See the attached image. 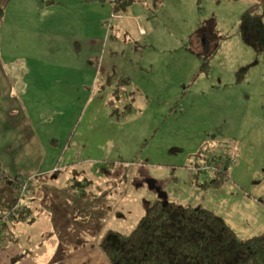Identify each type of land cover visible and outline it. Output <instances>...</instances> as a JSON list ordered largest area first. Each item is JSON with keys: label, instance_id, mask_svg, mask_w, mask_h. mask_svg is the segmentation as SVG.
Masks as SVG:
<instances>
[{"label": "rangeland", "instance_id": "obj_1", "mask_svg": "<svg viewBox=\"0 0 264 264\" xmlns=\"http://www.w3.org/2000/svg\"><path fill=\"white\" fill-rule=\"evenodd\" d=\"M175 1L188 13L185 20L169 18L164 11L152 12L150 0L131 6L128 13L138 15L142 9L150 15L149 39L142 41L129 22L116 21L111 11L104 20L97 19L95 2L87 3L88 14L81 21L64 17L71 24L48 27L46 6L52 3L39 1L33 7L39 3L35 13L43 25L37 27L45 40L33 36L21 40L22 32L11 26L13 17L8 14V25L3 27L6 42H0V52L41 50L63 58L70 51H80L89 58L94 49L87 37L94 36L96 25L97 36L109 37L107 46L100 44L98 56L104 50L119 69L133 73L131 83L120 86L125 89L122 92L89 90L80 117L63 131L71 138L68 146L80 157L78 161L90 164L102 157L104 165H112L110 170L121 171L130 181L119 201L126 218L114 215L115 230L130 234L145 214L146 200L153 199L160 188L169 202L202 206L226 218L243 239L264 233L260 231L264 222V49L248 44L238 28L241 15L258 0ZM15 5L12 0L8 12L20 14ZM261 23L264 26V5ZM83 35L87 36L79 37ZM143 41H150L146 50ZM191 49L212 52L203 59ZM88 66L90 77L95 68ZM114 109L117 118L111 115ZM84 135L89 151L81 155L75 144ZM86 177L95 178L90 173ZM215 179L221 181L219 186L203 187L202 183ZM246 223H253L258 232L244 234ZM42 247L48 249L45 255L52 253L46 238ZM40 258L45 264L46 259Z\"/></svg>", "mask_w": 264, "mask_h": 264}, {"label": "crops", "instance_id": "obj_2", "mask_svg": "<svg viewBox=\"0 0 264 264\" xmlns=\"http://www.w3.org/2000/svg\"><path fill=\"white\" fill-rule=\"evenodd\" d=\"M11 1L0 3L5 7L0 24V42H6L3 27L8 25V14L13 17L11 26L20 28L21 40L26 41L30 36L39 41L45 40L37 27L43 25L38 24L41 20L35 13L39 3L33 7L39 1L52 3L46 6L50 13L46 21L48 27L71 24L64 17L81 21L88 14L86 5L89 2L98 4L94 9L98 10L97 19L100 18V21L108 17L110 11L114 15L113 4L109 0H16L15 8L20 14L8 12ZM240 7L237 4L236 9ZM157 11H164L169 18L180 16L184 20L188 14L175 0H163ZM137 14L126 12L122 17L114 18L118 22H129L138 40L142 41V38L148 37L152 24L147 12L141 9ZM97 33L94 25V36L87 37L94 49L89 58L80 51H70L63 58L57 57L59 53L41 50L20 54L0 52V162L7 174L22 172L35 176L30 193L21 200L27 215L7 220L5 228V223L0 225V264H42L40 256L46 259L45 264H110L99 242L106 231L115 230L111 222L115 214L126 218L119 201L130 181L122 177L121 171L118 174L110 170L112 165H104L102 157L99 160L98 157L93 158L95 162L90 164L78 161L80 157L76 156V152L72 154V148L68 146L71 138L66 130L63 133L66 125L73 124L80 117L79 110L88 100L89 90L98 87L103 92L115 90L116 94L120 85L124 84L123 80L131 83L130 79L134 78L130 70L119 69L114 59L109 60L104 50L98 56L100 44L107 46L109 37L97 36ZM143 42L147 44L144 49H148L150 41ZM141 47L139 45L138 48ZM191 51L195 54V51L200 52L198 49ZM89 64L90 68H95L90 77ZM113 103V100L109 101V105ZM117 113L118 110L114 109L111 115L117 118ZM83 138L80 137L78 142L76 139L75 144L81 155L89 151L87 137L84 135ZM89 173L95 178L87 179ZM160 195L158 191L153 199L146 201H156ZM16 199L13 183L9 180L0 182L2 208L13 205ZM224 220L237 230L226 218ZM262 223L260 231L264 232ZM257 232L253 223H246L244 234ZM44 238L53 248L50 255L44 253L48 250L42 247Z\"/></svg>", "mask_w": 264, "mask_h": 264}, {"label": "trees", "instance_id": "obj_3", "mask_svg": "<svg viewBox=\"0 0 264 264\" xmlns=\"http://www.w3.org/2000/svg\"><path fill=\"white\" fill-rule=\"evenodd\" d=\"M109 1L113 4L114 18L126 13L138 0ZM151 2V11L156 12L163 0ZM261 3L262 0L244 11L238 23L245 41L257 50L264 49ZM4 15L5 7L0 5V22ZM195 52L204 59L212 51L207 54ZM123 82L121 85L128 83ZM220 184L221 181L215 179L203 187ZM18 200L17 196L14 204ZM145 208V214L130 234L111 229L102 236L99 245L110 264H264V234L243 239L224 218L202 206H183L169 201L163 204L158 199L146 201ZM0 212L4 213V209ZM18 217L14 216L12 220ZM3 225L5 228L6 223Z\"/></svg>", "mask_w": 264, "mask_h": 264}, {"label": "built area", "instance_id": "obj_4", "mask_svg": "<svg viewBox=\"0 0 264 264\" xmlns=\"http://www.w3.org/2000/svg\"><path fill=\"white\" fill-rule=\"evenodd\" d=\"M117 17V15L115 16ZM35 176L27 173H17L14 175L7 174L4 170L1 162H0V179L5 180H11L15 185V191L20 200L17 201L16 204L13 205L11 210H8L6 213V216L10 219H13L14 216H25L27 215V209H25L21 205V200L27 196L31 191L30 183L33 180Z\"/></svg>", "mask_w": 264, "mask_h": 264}, {"label": "flooded vegetation", "instance_id": "obj_5", "mask_svg": "<svg viewBox=\"0 0 264 264\" xmlns=\"http://www.w3.org/2000/svg\"><path fill=\"white\" fill-rule=\"evenodd\" d=\"M6 181V180H5ZM8 181V180H7ZM11 181V180H9ZM0 182H3V180L0 179ZM12 182V181H11ZM13 183V182H12ZM14 185V183H13ZM15 186V185H14ZM17 203V202H16ZM15 203V204H16ZM14 205V204H13ZM13 205H10L7 208H3L4 209V213L0 214V225H2L3 223L7 222V220H9L10 218L6 216V213L8 210H11V208L13 207ZM2 208V205L0 206ZM1 211V210H0ZM1 213V212H0ZM20 217V216H19Z\"/></svg>", "mask_w": 264, "mask_h": 264}, {"label": "water", "instance_id": "obj_6", "mask_svg": "<svg viewBox=\"0 0 264 264\" xmlns=\"http://www.w3.org/2000/svg\"><path fill=\"white\" fill-rule=\"evenodd\" d=\"M158 191L160 192V199L162 200V203L163 204H167L168 203V200H167V196H166V194H163L161 191V189L160 188H158Z\"/></svg>", "mask_w": 264, "mask_h": 264}]
</instances>
